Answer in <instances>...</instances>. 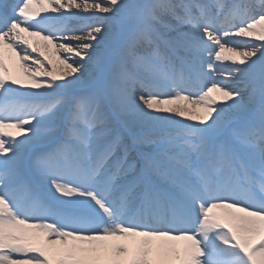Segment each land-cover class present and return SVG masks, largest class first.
<instances>
[{
  "label": "snow or ice",
  "instance_id": "6c2138e0",
  "mask_svg": "<svg viewBox=\"0 0 264 264\" xmlns=\"http://www.w3.org/2000/svg\"><path fill=\"white\" fill-rule=\"evenodd\" d=\"M236 38L264 0H0V264H264V43ZM114 119L166 139L129 163Z\"/></svg>",
  "mask_w": 264,
  "mask_h": 264
},
{
  "label": "rangeland",
  "instance_id": "374dc122",
  "mask_svg": "<svg viewBox=\"0 0 264 264\" xmlns=\"http://www.w3.org/2000/svg\"><path fill=\"white\" fill-rule=\"evenodd\" d=\"M42 16L43 15H58V14H56V13H42L41 14ZM98 15H102V14H98ZM66 24H68V25H71V26H78V24H77V22L75 21V22H73V21H69V22H66ZM109 24H111L112 25V33H113V35H118L119 34V28H118V26H117V24H116V22L115 21H109V22H106V25H105V31H107L108 30V25ZM60 26H63V25H60ZM236 39H248L249 40V42H254V43H257V44H259V43H264V42H260V41H254V40H251L250 38H236ZM41 43H43V42H41ZM35 55H33V56H37V55H39L38 53H34ZM257 55H259V54H257ZM41 57H44V56H40V59H41ZM45 58V57H44ZM252 59H256V57H253ZM51 67V66H50ZM18 74H19V69L18 68H16V70H15ZM17 73H14L13 72V75H18ZM221 78H223V79H221L220 80V82L221 83H225V84H228V85H230L231 87H233V88H237V89H239V88H244L243 86L245 85L243 82H239V81H237V80H235V79H232V78H228V77H224V76H222ZM38 79H41V80H43V79H47L46 77H38ZM214 79H217V78H215L214 77ZM15 87H17V88H19V86L17 85V86H15ZM20 91H27L26 89H19ZM203 90H206V89H203ZM191 92H193V93H198V92H200V91H197V89H194V90H192ZM125 126H127V127H123V129H122V134L124 135V136H126V138H130V137H132L131 136V134L133 135V133H137V134H144V135H149L150 137H151V139L152 140H154L155 142H158V143H162L165 139H166V137L164 136V135H162L160 132H159V130H157V131H155V132H153L151 129H149V128H146V127H142V126H140V125H136V124H132V125H125ZM27 127V126H26ZM114 127L115 126H111V128L114 130ZM131 140V139H130ZM131 141H133V140H131ZM136 146H142V145H136ZM36 222H39V221H36Z\"/></svg>",
  "mask_w": 264,
  "mask_h": 264
},
{
  "label": "bare ground",
  "instance_id": "6f19581e",
  "mask_svg": "<svg viewBox=\"0 0 264 264\" xmlns=\"http://www.w3.org/2000/svg\"><path fill=\"white\" fill-rule=\"evenodd\" d=\"M33 55H35L34 53H33ZM229 55H231L230 53H225V56H229ZM41 59L42 60H45V63H47V60L44 58V57H41ZM237 60L239 59V58H236ZM217 64L221 67V68H229V67H236V66H241V65H238V64H233V62L231 61V60H225V61H222V62H217ZM242 67V66H241ZM16 69H14L13 70V72L14 73H17L16 71H15ZM18 74V73H17ZM225 77V76H224ZM219 81L221 80V79H223V78H221V77H216ZM212 79H214V77H212ZM244 88H245V85L243 86ZM244 88H239V90H243ZM27 91H29L30 89H26ZM185 94H187V92L185 93ZM244 95H246L247 96V93H243ZM215 95V94H214ZM193 98H195V97H193ZM218 99H219V97H218ZM188 107H189V109H190V111H191V114L192 115H194V116H201V115H203V111H202V109H200V108H196V109H191V105H188ZM146 111H147V109H146ZM213 115H215V113L213 114ZM174 119H178V120H180L182 123H193V124H195V123H197V121L196 120H192V121H189V120H187V118L186 117H174ZM113 122L114 121H112L111 123H110V125L111 124H113ZM120 122H123L122 120H120V121H118V124L120 123ZM210 122V121H209ZM115 123V122H114ZM109 125V126H110ZM24 137L23 136H20V135H17V139H23ZM4 139H9L8 137H5ZM156 143H158V142H156ZM150 150V145H143V147H142V151H149ZM124 151V149H123V147L121 148V150H120V152L119 153H117V151H116V153H115V155H114V157H113V161H117V160H121V153ZM136 152L134 151V150H130L129 149V156H128V158L129 159H133V158H135L136 159V154H135ZM43 189L45 190V191H48L50 194H52V191H54V190H51L50 189V186H43ZM56 195H59V194H56ZM61 199H65V198H63V197H61ZM226 211V210H225Z\"/></svg>",
  "mask_w": 264,
  "mask_h": 264
}]
</instances>
